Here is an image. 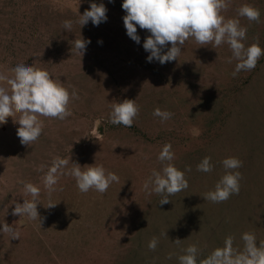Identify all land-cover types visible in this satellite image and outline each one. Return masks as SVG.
<instances>
[{
  "label": "rangeland",
  "instance_id": "rangeland-1",
  "mask_svg": "<svg viewBox=\"0 0 264 264\" xmlns=\"http://www.w3.org/2000/svg\"><path fill=\"white\" fill-rule=\"evenodd\" d=\"M92 2L0 0V71L11 74L23 60L76 92L65 119L38 116L43 130L32 145L16 135L19 111L0 121V224L19 234L12 239L0 232V264H179L192 244L199 264L228 236L237 250L245 232L264 241V56L233 76L237 61L227 44L215 49L189 38L178 59L148 62L143 41L150 33L138 26L140 43L128 37L122 0H95L107 8L98 26L75 23ZM244 4L260 10L259 22L238 17ZM221 14L247 28L246 47L264 48V0H228ZM65 20L74 22L71 32ZM82 37L91 41L83 56L71 49ZM124 99L139 105L131 127L108 122L111 106ZM156 108L171 118L162 122L153 115ZM165 144L174 152L170 163L190 170L188 188L160 204L162 196L146 192L144 183L169 163L157 159ZM57 157L68 159L65 173L73 162L82 169L102 165L119 182L105 193L81 192L74 177L61 174L49 193L43 178ZM204 157L214 165L210 172L197 170ZM227 157L242 162L235 170L240 190L214 203L204 196L225 174ZM24 182L41 189L42 225L39 217L12 214L16 203L30 199ZM153 237L155 250L148 248Z\"/></svg>",
  "mask_w": 264,
  "mask_h": 264
},
{
  "label": "clouds",
  "instance_id": "clouds-1",
  "mask_svg": "<svg viewBox=\"0 0 264 264\" xmlns=\"http://www.w3.org/2000/svg\"><path fill=\"white\" fill-rule=\"evenodd\" d=\"M121 7L126 13L123 23L130 39L140 43L138 26L150 33L143 41V48L149 53L146 58L148 62L156 60L164 64L178 59L189 38H193L201 46L211 45L215 49L227 44L231 49L232 58L237 61L233 76L242 70L255 68L259 58L264 56V48L258 43L245 46L247 28L240 24L238 18L225 19L221 14L222 10L228 7V0H122ZM106 13V6L93 0L90 7L79 14L75 23L82 27L90 21L94 26H98L106 22ZM238 17L259 22L260 10L244 4L238 9ZM73 23L72 20H65L64 30L71 32ZM73 41L71 49L74 48L83 56L91 41L83 37ZM169 44L171 47H167ZM13 67L14 72L11 74L0 71V81L7 82L0 83V121L7 119L9 113L13 116L15 111H19V119H14L19 125L16 135L22 145H32L43 130V121L38 119V116L65 119L71 115L68 104L70 97H75L76 92L70 93L57 83L47 70L37 68L26 61H17ZM138 113L139 105L135 103V99H124L111 106L108 122L112 125L131 127ZM153 115L163 122L170 119L172 113L156 108ZM157 159L162 163H169L164 164L159 171H152L144 183V189L149 194H160L162 198L159 203L165 204L169 202V196L188 188L185 171L190 169L180 170L170 163L174 159L170 144L162 147ZM68 164V159H53L43 178V185L49 193L56 190L54 186L61 174L74 177L81 192L93 189L105 193L113 182H119L118 175L107 171L102 165L82 169L79 163L73 162V166L65 173L63 170ZM222 165L226 170L225 174L216 183L215 189L204 196L214 203L227 200L240 190L241 173L235 170L242 166V162L236 157H227L223 159ZM213 167L211 158L204 157L197 165V170L210 172ZM23 187L30 199L24 198L23 203H16L12 214L27 216L33 220L39 217L42 225L37 207L41 204V189L31 182H24ZM55 204L50 203L47 207H54ZM0 232L11 233L12 239L19 238V234L9 224H0ZM166 233L162 234L167 235ZM241 239L244 242L242 250L235 249L233 238L228 236L222 247L215 248L206 258L199 261V264H264V241L257 243L256 236L249 232L243 233ZM180 241L181 239H176L175 243L179 244ZM157 244L158 239L153 237L148 243V248L155 250ZM198 252L195 244L187 246L178 257L179 264H198Z\"/></svg>",
  "mask_w": 264,
  "mask_h": 264
}]
</instances>
